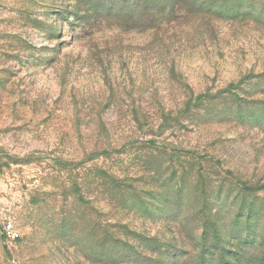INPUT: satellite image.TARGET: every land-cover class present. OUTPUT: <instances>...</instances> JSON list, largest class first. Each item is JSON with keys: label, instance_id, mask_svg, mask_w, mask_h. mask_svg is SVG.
I'll use <instances>...</instances> for the list:
<instances>
[{"label": "rangeland", "instance_id": "374dc122", "mask_svg": "<svg viewBox=\"0 0 264 264\" xmlns=\"http://www.w3.org/2000/svg\"><path fill=\"white\" fill-rule=\"evenodd\" d=\"M0 218V264H264V0H0Z\"/></svg>", "mask_w": 264, "mask_h": 264}, {"label": "built area", "instance_id": "2783aa9c", "mask_svg": "<svg viewBox=\"0 0 264 264\" xmlns=\"http://www.w3.org/2000/svg\"><path fill=\"white\" fill-rule=\"evenodd\" d=\"M0 236L5 241V243H12L20 238L19 232L15 229L13 224L0 218Z\"/></svg>", "mask_w": 264, "mask_h": 264}, {"label": "trees", "instance_id": "16d2710c", "mask_svg": "<svg viewBox=\"0 0 264 264\" xmlns=\"http://www.w3.org/2000/svg\"><path fill=\"white\" fill-rule=\"evenodd\" d=\"M190 6H192V7H194V4L192 5H190ZM178 8H180V7H182V6H180L179 4H178V6H177ZM147 13H149V14H146L147 16V19L146 20H144V18H143V16H141L140 18H139V21H138V25H139V27H142V25H145V27H150L151 29H156L157 28V26H158V23L160 22V19H159V17H158V13L155 11V9H153L152 11H150V12H147ZM160 14V13H159ZM136 236H139V235H136ZM135 236V237H136ZM125 247V246H124Z\"/></svg>", "mask_w": 264, "mask_h": 264}]
</instances>
